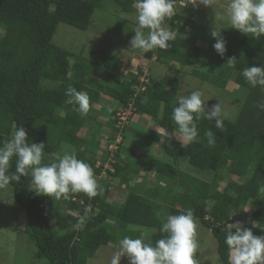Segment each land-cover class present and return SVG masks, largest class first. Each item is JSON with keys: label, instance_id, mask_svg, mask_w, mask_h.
Masks as SVG:
<instances>
[{"label": "trees", "instance_id": "trees-1", "mask_svg": "<svg viewBox=\"0 0 264 264\" xmlns=\"http://www.w3.org/2000/svg\"><path fill=\"white\" fill-rule=\"evenodd\" d=\"M104 1L0 0V146L12 138L17 127L23 126L29 143L45 144L43 164L52 163L60 144L67 143L80 150L77 158L90 164L94 174L101 173L102 169L96 168L101 142L93 135L85 140L78 134L82 128L97 123L94 120L98 113L96 105L108 109L110 104L104 98L116 102V109L110 114L113 118L108 135L117 133L116 114L121 108H128L143 72L129 80H120L119 85L114 86L112 82L118 83V80L112 72L121 73L117 60L104 70L92 69L82 55L56 46L53 38L60 24L87 31ZM108 1L123 14L135 10V0ZM165 24L177 32V36L169 41V48L157 47L147 52L146 58L151 60L156 56L158 61L166 65L178 64L180 69L161 80L148 73L150 85L145 86L146 91L138 96L134 106L137 116L150 117L166 132L159 150L172 163L151 159L145 168L155 171L170 185L165 192L156 189L139 192L133 188L121 203L114 205L108 199V186L104 193L98 191L93 198L76 193L70 194L69 199L55 200L31 190L30 174L22 176L19 182L12 181L9 186L13 188L14 199L27 216L26 233L34 239L39 258L48 264H88L102 247L119 245L125 236L142 238L154 246L167 235L161 232L168 217L163 214V206L168 207L172 216L191 208L199 223L217 241L221 264H229L226 226L240 220L234 214L238 215L243 208L256 206L249 217L243 215V225L251 228L253 235L264 236V193L258 191L264 184V111L257 106L264 102V91L260 86L251 87L242 75L244 68L264 64V37L255 38L236 29L226 30L221 35L227 42V51L221 57L213 48L216 42L211 35L213 30L190 22L179 13L166 19ZM187 28H190L189 36L184 37ZM232 57L236 58L235 68L226 65ZM196 63L199 67L194 69ZM188 69H193L192 78L221 90L234 83L239 91L233 95L241 98V104L232 118L224 121L223 131L215 128L214 120L201 119L198 122L199 142L182 146L172 138V133L175 136L178 133L172 112L178 106L176 98L183 89L181 79ZM97 73L100 79L94 76ZM101 78L108 79V83ZM69 85L89 95L91 106L86 116L65 103ZM209 129L216 133L214 147L208 146L204 135ZM123 144L116 154V173L112 175L116 179L123 173L120 166ZM84 145L91 148L81 150ZM141 158L145 160L144 156ZM182 158L198 168L203 160L210 161L207 172H213L212 181L182 172L179 169ZM15 161V157L10 161V173L16 170ZM248 173H252L250 179H246ZM232 176L246 181L243 184L232 181L221 191V184ZM89 206L90 211L85 214ZM67 211L76 213L77 217L63 215ZM81 217L84 222L77 227ZM108 220L115 221V226L107 227ZM146 233H151L148 241L143 238Z\"/></svg>", "mask_w": 264, "mask_h": 264}, {"label": "clouds", "instance_id": "clouds-1", "mask_svg": "<svg viewBox=\"0 0 264 264\" xmlns=\"http://www.w3.org/2000/svg\"><path fill=\"white\" fill-rule=\"evenodd\" d=\"M213 3L214 0H192L191 4L193 7H211ZM134 7L137 10L138 24L130 41V48L143 52L157 47L169 48V41L175 38L176 33L165 24V20L176 14V0H135ZM223 8L231 28L255 38L264 37V0H226ZM222 27L224 26L211 33L216 40L213 48L221 57L227 51V42L221 35ZM226 65L235 68L236 58H230ZM242 75L251 87L260 86L264 91V64L246 67L242 70ZM65 95L68 97L65 103L73 105L74 111L81 116L88 114L91 105L86 92L69 85ZM176 99L178 106L173 108L172 119L178 126L179 136L172 133V138L182 146L199 142L198 122L201 119L214 120L215 128L223 131L224 121L231 119L233 115L220 101L208 108L206 102L211 98L206 97L200 89L187 95H179ZM257 106L264 111V102ZM167 135L169 136L168 133ZM204 135L208 146L214 147L217 142L216 133L209 129ZM44 149L43 142L29 143L27 130L23 126L17 127L12 138L0 146V190L8 188L12 181L19 182L22 176L30 174L31 190L38 195L66 200L70 198V194L84 193L89 198L98 194L100 185L94 169L84 160L78 159L74 149L65 147L63 154L57 153L52 163L43 164ZM13 157L16 158V170L10 173V161ZM258 191L264 193V184ZM6 202L14 204L12 199ZM249 209L250 207L243 208L245 212ZM89 211L90 206L85 209V214ZM83 222L84 217H81L77 227ZM199 227L191 208L179 215H169L161 227V232L167 233L164 238L156 241L153 246L145 243L142 238L125 236L119 241L120 247L112 255L110 264H120L123 257L128 258V264H200L196 257ZM226 229L225 244L230 252L229 264H264V236L253 235L252 229L245 228L241 221L227 224Z\"/></svg>", "mask_w": 264, "mask_h": 264}, {"label": "rangeland", "instance_id": "rangeland-1", "mask_svg": "<svg viewBox=\"0 0 264 264\" xmlns=\"http://www.w3.org/2000/svg\"><path fill=\"white\" fill-rule=\"evenodd\" d=\"M225 3L226 0H214V3L211 7H204L203 5L193 7V5H191L187 1L184 2L181 7L179 6L176 8V14L179 13L186 19H189L190 22L203 27H207L213 31L223 25L224 27L221 28V33H223L226 30L233 29L230 27V24L224 16L223 5ZM184 4L186 5L184 6ZM136 17V8L133 13L123 14L115 7L112 2L105 0L101 9L96 11L93 15L92 24L87 31H81L69 25L60 24L53 38V43L56 46L75 55H82L87 60V62L91 64L90 67L92 69H97L100 71L112 65L114 59H120L123 62L128 61L126 63V67L121 70V73L112 72V74L118 80V83L112 82L114 86H118L120 80H129L130 77L136 76L142 71L143 67H147L148 73L152 74L153 77L159 80L163 79L168 74L174 75L172 71L180 69V66L178 64L170 63L166 65L158 61V58L156 56L153 57V59L148 60L146 58L147 52L130 48V41L135 35L134 29L138 24ZM185 31L186 32L184 33V35H182L184 37L189 36L188 34L190 32V28H187ZM145 32L147 33V29L145 30ZM175 33L177 36V32ZM1 35L2 31L0 30V36ZM203 48H205V46H203ZM198 67L199 63L194 67V69ZM191 70L193 69H188V71H186V73L183 75L184 77L182 76L183 79H181V88L183 87V89L180 90V95H187L191 91L200 89L205 93L206 97L211 98L206 102V106L208 108L220 101L227 110L232 112L233 115L235 114V111H238V109H240L241 98L233 95V92L239 91L234 83H230L227 89L221 90L209 83H205L196 78H192ZM98 73L94 76L100 79L101 76ZM102 79L103 78H101V80ZM107 80L103 79V82L108 83ZM105 99L109 103L113 104V100L109 98H104V100ZM104 108L96 106V110L99 113L98 116H102L100 117V120H102L103 122V133L100 136L101 139L106 136L105 134H109L110 123L112 122L113 118L112 116L107 117L104 115ZM137 119L138 118H136V120ZM148 119L149 121H152L149 117ZM133 123H131L130 127L125 131L128 141L126 144L127 146H130L131 149L133 148L136 150L138 149L136 148V146L140 144L144 152L142 156H144L145 159L141 162L147 164L152 159L154 161L157 160L164 163H172V160H170L162 150H159L160 146H156L158 141L152 133L149 134L144 144L140 140V138H138V135L136 137V135L133 133V130L142 131V129H140L139 123ZM147 132L148 131H146V133ZM162 132L164 135L166 134L165 131ZM55 136L56 135H52V137ZM78 136L86 140L90 136V131L87 127H84L82 130H80ZM176 136L178 137L179 133H177ZM135 140H138L137 143L135 142ZM188 144L189 143H186L184 145ZM60 145V148L58 150V153L60 154H63L65 147L74 149L76 154L78 151H80L79 149L72 147L67 143H62ZM81 150H83V147L81 148ZM206 153H208V151ZM99 156H101V154L98 153L97 158H99ZM138 159L128 158L127 162H129L131 166H135L136 162H138ZM204 161L205 160L202 161V166L198 168L195 166H191L186 159L184 160V158H182L180 161L179 169L182 172L187 173L188 175L198 176L202 180L211 182L213 179V172H207L209 168L208 165L211 164L210 161ZM223 173L225 172L223 171ZM232 177L233 178H230V180L225 181V183L221 185L222 190L226 187L227 182H235V180H237L236 176ZM132 178L131 181H134L135 179L132 180ZM145 180L147 182L145 186L148 189L152 188V186L156 188L157 181L159 183H162L163 186H169L167 180L154 173L148 174ZM240 181L242 180H238L240 184H243V182ZM98 183L100 185L99 192L104 193L108 186L107 182L98 181ZM116 187L118 188V190L115 192L114 189H112L114 191L113 195L111 196L112 200H109V202L114 205H116L117 203H121L129 190L133 189L131 188L130 184L128 185V183L125 184L124 189L119 190L121 186H117L116 184L112 186V188ZM13 194L14 192L11 186L4 190H0V264H48L46 260L39 258L38 251L33 241L34 239H32L26 233L27 216L17 205ZM8 199L14 200V204L7 203L6 201ZM256 209L257 208L254 205L252 210L249 209V211L247 212L242 210L238 215H234L237 216V220L240 219L239 221L243 222V215L247 218ZM66 214H71L77 217L76 213L72 214V212L70 213L67 211L63 215ZM169 214L170 213L168 210L166 215L169 216ZM199 225L200 227L198 229L197 237L199 247L196 253V257L198 258L200 264H221L217 252V241L210 231L204 228L200 223ZM106 226L109 228H112V226L114 227L115 221L108 220ZM150 236L151 233H146L144 235V239L149 240ZM119 247L120 245L114 244L102 247L94 258L88 260V264H110L112 255ZM127 262L128 258L123 257L120 264H126Z\"/></svg>", "mask_w": 264, "mask_h": 264}, {"label": "crops", "instance_id": "crops-1", "mask_svg": "<svg viewBox=\"0 0 264 264\" xmlns=\"http://www.w3.org/2000/svg\"><path fill=\"white\" fill-rule=\"evenodd\" d=\"M131 60V59H130ZM118 61V66L121 68L120 70H123V68L124 67H126V63L128 62V61H122V60H117ZM110 105L109 106H107V108L108 109H105L104 108V111H106V112H108V114H104L105 116H107V117H109L110 116V114L111 113H113L114 112V110L116 109V102L115 101H113V104H111V103H109ZM97 106V105H96ZM96 106H95V108H96ZM99 106V105H98ZM101 107V106H100ZM99 115V113H96V115H95V117H94V120H96V122L97 123H93L91 126H86L87 128H88V130L90 131V136H89V138L93 135L94 137H95V139H96V141L97 142H100L101 141V134L103 133L102 132V124H103V122H102V120H100V117H102V116H98ZM63 116V115H62ZM136 118H138L137 120L135 119V121H134V123L133 124H135L136 122L137 123H139V127H140V129H142V131H139V130H133V133L136 135V137H137V135H138V138H140V140L143 142V144H144V142L147 140V137L149 136V134L150 133H152L156 138H157V144H156V146H159V144H161L162 142H163V140H162V136H165L164 134H163V132L162 131H164V129H162L161 127H159L157 124H156V122H154L150 117V119L153 121H149V119H148V117L147 116H137ZM98 122H100V125H98L99 123ZM154 125V126H153ZM156 126H158L157 127V130H156ZM105 127H107V126H105ZM104 127V128H105ZM99 128H101L100 130H99ZM103 128V129H104ZM83 129V128H82ZM81 129V130H82ZM146 131H148L147 133H146ZM101 132V133H100ZM100 133V134H99ZM105 135H108V133L107 134H105ZM142 138V139H141ZM87 140V139H86ZM137 141L138 140H135V142L137 143ZM128 141H127V138H126V134H125V144H123V146H122V151H121V161H120V166L123 168V173H122V175H120L117 179L116 178H113V180H112V182L111 183H109L108 181H107V185H108V189H109V200L111 199V196L113 195V192L115 191H117L118 190V188L116 187V188H112V186L114 185V184H116L117 186H121L120 188H119V190H121V189H124L125 188V184H127L128 183V185L130 184V186H131V188H137V190H139V192L140 191H146L148 188H146V186H145V184H147V182H146V177H147V175L148 174H150V173H154V174H156V172L155 171H152V170H149V169H147V168H145V166H146V164L144 163V162H141V161H143V159L141 158V157H143L142 155H143V148H141V146H140V144H138L137 146H136V148H138L137 150L136 149H131L130 148V146H127V143ZM101 145V147H102V144H100ZM132 146V145H131ZM155 146V147H156ZM91 148V146L90 145H84L83 146V150L85 149V150H89ZM131 156V157H130ZM128 158H139L138 159V162H136V160H135V162H136V165L135 166H131L130 164H129V162H127V159ZM126 162V163H125ZM186 163V162H185ZM197 172V171H196ZM224 174V173H223ZM191 176H193L194 178L196 177V178H199L198 176H194V175H191ZM251 176H252V173H248V175H247V177H246V179H250L251 178ZM133 177V178H132ZM237 177V176H236ZM131 178H132V180L133 179H135L134 181H131ZM116 179V180H115ZM238 180H242V181H240V182H245L246 180L244 179V178H240V177H237V180H235V183H238V184H240L239 182H238ZM114 181V182H113ZM154 181H155V178H154ZM127 182V183H126ZM207 182H210V181H207ZM225 182H223L222 184H224ZM124 184V185H123ZM156 184H157V186H156V188H154L153 186H152V188H150V189H156V190H158V191H160V192H165V190H166V187L167 186H163L162 185V183H159L158 181L156 182ZM221 184V185H222ZM170 185V184H169ZM230 185V182H227V184H226V187L225 188H223V190H225L226 188H227V186H229ZM162 187H164V188H162ZM112 189H114V191L112 190ZM222 189H221V191H223ZM116 194V193H115ZM115 196V195H114ZM112 200V199H111ZM118 204V203H117ZM116 204V205H117ZM252 206V207H251ZM164 208L162 209L163 210V214H165L166 215V213H167V211L169 210L168 209V207L167 206H163ZM248 207H250V210H252L253 209V205H250V206H248ZM245 214V213H244ZM246 215V214H245ZM143 238H144V235H143ZM145 240V239H144ZM145 241H148L147 239L145 240ZM126 264H128V262L126 263Z\"/></svg>", "mask_w": 264, "mask_h": 264}, {"label": "built area", "instance_id": "built-area-1", "mask_svg": "<svg viewBox=\"0 0 264 264\" xmlns=\"http://www.w3.org/2000/svg\"><path fill=\"white\" fill-rule=\"evenodd\" d=\"M192 3V0H182L180 2L176 1V7L183 5L184 2ZM186 4H184L185 6ZM192 5V4H191ZM143 76L140 77V85L136 86L135 90L136 93L134 97L131 99L128 108H121L117 114V123L116 126L118 128V132L114 133V135H106L101 139V156L97 159L96 168L98 170H101V173L96 175L95 177L99 182L105 181L111 183L113 180V174L116 173L115 165L117 164L116 154L120 148V146L123 144L124 136L123 132L125 131V128L128 129V127L131 125V123L134 122V119H136L137 115L135 114V102L138 96L140 94L144 93L146 91V85H150V80L147 78L148 71L147 67L142 68ZM107 159V162H103V160Z\"/></svg>", "mask_w": 264, "mask_h": 264}]
</instances>
